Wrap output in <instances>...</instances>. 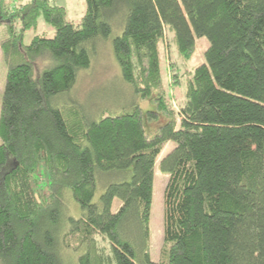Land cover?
<instances>
[{
	"label": "trees",
	"instance_id": "1",
	"mask_svg": "<svg viewBox=\"0 0 264 264\" xmlns=\"http://www.w3.org/2000/svg\"><path fill=\"white\" fill-rule=\"evenodd\" d=\"M86 2L77 25L50 0H31L14 12L0 0V26H7L0 264H264V0ZM41 19L54 37L26 44ZM166 32L185 57L197 39L209 42L179 126L161 99L146 114L133 102L98 117L62 105L106 41L123 85L140 101L149 99L161 84ZM162 116L167 123L149 134L146 126ZM168 142L175 148L160 162L169 175L168 259L153 262L154 170ZM41 174L45 187L37 183Z\"/></svg>",
	"mask_w": 264,
	"mask_h": 264
},
{
	"label": "rangeland",
	"instance_id": "2",
	"mask_svg": "<svg viewBox=\"0 0 264 264\" xmlns=\"http://www.w3.org/2000/svg\"><path fill=\"white\" fill-rule=\"evenodd\" d=\"M30 1L7 0V6L9 10L14 12ZM50 2L65 8L67 19L77 25L81 24L87 11L86 0H50ZM16 27L19 30V22H16ZM54 35L55 29L41 19L37 28L27 32L25 43L29 44L35 36L52 38ZM6 37L7 26L3 24L0 26V113L7 77V67L4 62L1 44ZM110 43L109 41L100 43L98 55L93 59L91 68L80 73L74 90L68 96L62 98V105L77 104L87 114L98 117L104 111H119L124 104L130 105L133 102H139L146 114L148 111L157 110L160 103L158 100L161 99L163 107L166 108L164 114L168 117L169 115L173 117L179 126V114L182 108L187 105V91L192 83L195 70L205 62V53L209 47L208 40L206 38L197 39L194 51L188 57H185L179 53L173 34L166 32L164 39L159 44L161 84L152 91L149 99L143 101L134 96L131 88L123 85L120 79L121 70L114 57ZM45 65L43 61L38 62V70L41 71ZM117 87H121L122 96L120 99L117 98L119 92ZM167 121V117L162 116L152 125L148 124L146 126L147 131L149 134H153ZM174 148L175 144L173 142L165 144L154 170L153 198L149 222V251L153 262H166L168 259V247L164 239V191L169 175L160 169V162ZM37 183L45 187L46 178L43 174L39 176ZM103 191V189H99L96 200L99 199ZM119 204L120 202L115 200L113 209L117 210ZM74 210H76V207ZM97 239L99 248H103L106 253H109L107 242L101 237H97ZM67 257L73 260L76 257V253L70 252Z\"/></svg>",
	"mask_w": 264,
	"mask_h": 264
}]
</instances>
